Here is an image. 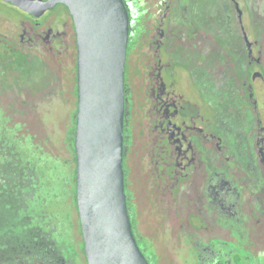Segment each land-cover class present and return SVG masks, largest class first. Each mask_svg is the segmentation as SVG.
I'll use <instances>...</instances> for the list:
<instances>
[{
  "label": "flooded vegetation",
  "instance_id": "1",
  "mask_svg": "<svg viewBox=\"0 0 264 264\" xmlns=\"http://www.w3.org/2000/svg\"><path fill=\"white\" fill-rule=\"evenodd\" d=\"M123 1L129 19L125 191L134 173L141 184L152 182L158 161L179 160L181 167L191 168L203 219L212 224L205 237H197L210 245L188 237L197 259L201 264H250L254 258L237 254L225 241H218L220 245L215 241L222 231L249 243V223L258 234L264 232V0H156L152 7L160 13L158 20L148 25L146 41L138 43L128 8L135 0ZM0 2L19 10L29 22L28 28L5 22L9 31L4 36L13 46L0 41V94L13 81H26L32 63H40L39 55L49 53L53 35L70 40L76 67L74 24L65 6L58 4L35 16ZM57 7L64 9L61 17L68 31L56 17L45 18ZM132 40L137 51L133 80ZM192 40L198 42L197 48L187 50ZM158 61L161 66L156 69ZM134 105L139 109L136 116ZM0 114L4 116L1 107ZM21 128L24 125H0V264H67L49 253L48 211L40 215L41 226L47 229L40 227L44 236L37 238L40 224L34 213L39 207L26 198L35 193L37 151L46 152L32 136L21 135Z\"/></svg>",
  "mask_w": 264,
  "mask_h": 264
},
{
  "label": "rangeland",
  "instance_id": "2",
  "mask_svg": "<svg viewBox=\"0 0 264 264\" xmlns=\"http://www.w3.org/2000/svg\"><path fill=\"white\" fill-rule=\"evenodd\" d=\"M156 4V0H135L128 3L135 43L143 42V39L146 41L148 25L158 20L160 13L152 7ZM63 10L62 7H57L53 13H47L45 18L53 16L63 23L61 17ZM7 19L11 27L23 25L28 28L29 22L19 10L0 2V41L12 47L13 42L4 36L9 31L5 25ZM64 31H68L67 24H64ZM53 37L49 53L38 54L43 60L40 63L36 61L32 63L26 81L23 84L13 81L11 87L0 94V107L4 114V116L0 114V125L5 124L9 128L16 124L24 125V128H21V135L32 136L44 152L71 164L73 119L77 109L75 56L70 40L66 39L67 36ZM158 38L159 34L157 40ZM132 44L133 80L137 51L133 40ZM197 45L198 42L192 40L187 50L192 51ZM157 58H161V53H158ZM158 62L159 64H155L156 69L161 66L160 61ZM184 88L185 85L182 83V92ZM133 110L136 116L138 107L134 105ZM155 159H158V156ZM183 168L179 160L172 157L163 158L160 164L158 161L155 165L157 172L155 181L143 180L141 184L134 173L126 190L134 237L150 264H201L188 237L203 246L210 245L209 240L205 242L197 238L199 235L205 237L212 230V224L206 218L203 219L204 213L199 207L201 197L199 194L196 195V182L189 175L191 168L189 166ZM161 175L162 179L159 178ZM198 183L199 180L197 185ZM195 206L199 208L198 211L194 209ZM68 216L70 237L79 262L83 264L75 212L71 210ZM248 227L252 230L249 243L226 236L224 232L220 233L222 231H219L217 236L219 239L215 242L225 241L224 243L237 254L254 258L250 264H264V232L258 234L251 223ZM218 243L220 245L222 242Z\"/></svg>",
  "mask_w": 264,
  "mask_h": 264
},
{
  "label": "water",
  "instance_id": "3",
  "mask_svg": "<svg viewBox=\"0 0 264 264\" xmlns=\"http://www.w3.org/2000/svg\"><path fill=\"white\" fill-rule=\"evenodd\" d=\"M35 16L60 4L76 36L75 201L86 264H149L125 198L123 0H1Z\"/></svg>",
  "mask_w": 264,
  "mask_h": 264
},
{
  "label": "trees",
  "instance_id": "4",
  "mask_svg": "<svg viewBox=\"0 0 264 264\" xmlns=\"http://www.w3.org/2000/svg\"><path fill=\"white\" fill-rule=\"evenodd\" d=\"M73 123H75V116ZM73 142L74 137H72L71 141V164L50 154L48 155L43 152L41 153L38 149L37 159L34 160V173H36L37 180H35L34 184L32 185L35 187V193L26 199L31 206L39 207V210L34 213V215L37 217L35 220L37 225L40 224L39 229L40 227L44 231L47 229V227L41 226L43 222L40 218V215L42 216L49 213V235L47 236L49 239V253L54 257L56 256L58 259L66 261L67 264H81L79 262L78 255L75 252L73 246L74 243H72L70 237L71 235L68 213L71 212V210L75 212L78 236L82 245L80 252L83 256V264H86L75 201L76 166L74 160L75 154ZM41 229L38 230V239L44 236V232L41 233Z\"/></svg>",
  "mask_w": 264,
  "mask_h": 264
}]
</instances>
